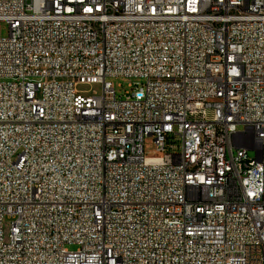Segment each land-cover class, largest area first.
<instances>
[{
    "label": "built area",
    "instance_id": "2783aa9c",
    "mask_svg": "<svg viewBox=\"0 0 264 264\" xmlns=\"http://www.w3.org/2000/svg\"><path fill=\"white\" fill-rule=\"evenodd\" d=\"M2 22L0 264H264V0H0Z\"/></svg>",
    "mask_w": 264,
    "mask_h": 264
},
{
    "label": "rangeland",
    "instance_id": "374dc122",
    "mask_svg": "<svg viewBox=\"0 0 264 264\" xmlns=\"http://www.w3.org/2000/svg\"><path fill=\"white\" fill-rule=\"evenodd\" d=\"M0 33L2 37H6L8 35L9 27L7 23L5 22L1 23ZM109 80L113 83V86L116 88L118 94H122L125 92V90L130 89L129 83L131 79H129L128 77H124V76L110 77ZM78 89L81 91L90 92V93H92L93 91H96L98 95L102 93V86L100 84H82L78 86ZM148 148H149V144H147L146 146V149ZM248 153L251 157H255L254 149H250ZM11 222H12V218H6L5 223H4L6 237L8 236ZM69 248L74 249L75 246L70 245Z\"/></svg>",
    "mask_w": 264,
    "mask_h": 264
},
{
    "label": "bare ground",
    "instance_id": "6f19581e",
    "mask_svg": "<svg viewBox=\"0 0 264 264\" xmlns=\"http://www.w3.org/2000/svg\"><path fill=\"white\" fill-rule=\"evenodd\" d=\"M247 148H255V140H247Z\"/></svg>",
    "mask_w": 264,
    "mask_h": 264
}]
</instances>
